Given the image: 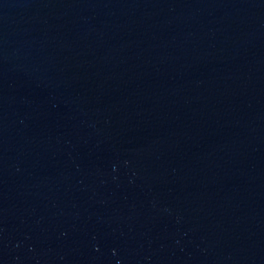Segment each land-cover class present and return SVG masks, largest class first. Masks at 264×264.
I'll list each match as a JSON object with an SVG mask.
<instances>
[{"label":"water","instance_id":"1","mask_svg":"<svg viewBox=\"0 0 264 264\" xmlns=\"http://www.w3.org/2000/svg\"><path fill=\"white\" fill-rule=\"evenodd\" d=\"M0 264H264V0H0Z\"/></svg>","mask_w":264,"mask_h":264}]
</instances>
